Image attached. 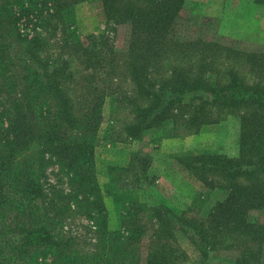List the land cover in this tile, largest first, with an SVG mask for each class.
<instances>
[{
  "label": "trees",
  "instance_id": "1",
  "mask_svg": "<svg viewBox=\"0 0 264 264\" xmlns=\"http://www.w3.org/2000/svg\"><path fill=\"white\" fill-rule=\"evenodd\" d=\"M82 1L86 0L0 1V264H30L29 258L38 250L46 253L41 261L35 256L36 264H176V248L167 247L177 231L188 234L205 253L211 248L208 238L225 233L233 244L223 248L239 250L230 258L234 264H263L264 225L253 219L252 212L264 209V53L233 51L236 58L251 62L261 81L249 83L235 71L228 83H213L206 69L197 71L193 65L176 61L197 54L181 44L174 29L185 0H102L108 20L130 25L125 50L109 44L110 52L120 55L139 94L129 102L134 116L125 129L130 136L143 137L160 121L164 122L161 127L166 126L174 116L194 122L206 106L247 109L241 118L238 155L179 157L185 168L217 173L227 181L217 185L222 197L207 222L177 215L164 203L133 207L136 198H128L114 202L117 222L112 227L103 195L111 189L102 187L95 159L105 95L76 102L69 91L74 72L65 70L70 62L44 56V38H38L39 33L29 38L18 25L23 18L35 19L52 27L55 22V29L62 25L65 32L75 24V5ZM255 1L264 4V0ZM62 40V46L68 42L67 37ZM96 40L77 39L79 62L89 69L100 67ZM198 53L205 60L207 53ZM172 56L176 59L171 60ZM201 66L204 69L207 64ZM176 106L180 108L174 111ZM50 162L68 174L71 191L59 193L67 199L66 209L68 202L88 208L98 235L95 251L71 252L56 229L62 212L59 206L55 211L58 204L52 199L50 208L39 205L46 197L44 181ZM242 177L249 183L241 182ZM144 210L172 222L166 227L165 221L158 223L145 254L147 230L143 215L137 217ZM129 212L133 218L129 222L135 220L131 225L127 224ZM48 255L51 261L46 260Z\"/></svg>",
  "mask_w": 264,
  "mask_h": 264
},
{
  "label": "rangeland",
  "instance_id": "2",
  "mask_svg": "<svg viewBox=\"0 0 264 264\" xmlns=\"http://www.w3.org/2000/svg\"><path fill=\"white\" fill-rule=\"evenodd\" d=\"M75 16V24L65 32L62 25L55 29V22H52V27L35 19L26 21L23 18L18 25L29 38L38 33L41 36L38 38H44V56L70 62V68L68 66L65 70L67 74L74 72L75 80L70 83L69 91L76 102L91 101L84 99L89 96L97 98L105 95L103 117L95 140V159L102 187L111 189V193L103 191L111 226L115 227L117 222L114 202L128 198H136L137 204L133 207L164 203L177 215L206 220L216 201L222 197L223 192L217 185H226L227 181L217 173L213 175L187 169L180 163L179 157L201 154L230 157L238 155L241 118L246 114V107L206 106L204 114L194 122H187V118L182 116H174V119L170 118L173 119L171 123L169 119L167 125L161 127L164 122L160 121L152 132L143 137L130 136L125 129V124L134 116L129 102L132 98H138L139 94L125 65L119 61L120 55L112 54L111 47L109 49V44L112 43L117 49H126L130 25L108 20L102 0L77 3ZM174 29L180 36L181 44L190 46L191 53L197 54H192L185 60L172 56L171 60L186 62L197 71L206 69V76L213 83H228L230 73L235 71L249 83H255L258 79L261 81L251 62L236 58L233 51L236 48L248 53H264L263 3L255 0H185ZM64 37L68 41L64 43L65 47L62 46ZM93 38L97 39L95 42L101 52V62L98 64L99 68L89 69L79 62L81 53L77 39L89 43ZM198 51L207 53L205 60L201 59ZM204 62L207 67L202 69L201 64ZM177 108L180 106H176L174 111ZM187 109L190 115L194 114L192 107L187 106ZM144 161L147 163L146 169L143 167ZM47 169L44 181L46 197L39 200V205L50 208L52 199L55 201L53 203L58 204L55 211L58 213L59 206L62 212L56 229L70 244L71 252L82 254L95 251L98 235L94 220L88 216V208H78L76 204L70 206L68 202L67 210V199L59 196V193L71 191L68 174L53 162L49 163ZM242 178L241 182L249 183L245 177ZM130 212L127 213L128 225L135 221L129 222L133 219ZM252 213L253 219L264 225V209ZM141 216L147 230L143 239L145 254L150 248V236L155 233L154 228L158 223L162 225L165 221L166 227L172 222L154 218L147 210L137 215ZM209 241L211 248L205 253L197 248L196 242L188 234L177 231L170 239L171 247L167 249L176 248V264H234L230 258L236 257L239 250L223 248L227 243L233 244L225 233L218 232L214 238H208ZM164 249L166 250L165 247ZM34 252L29 258L30 264H36L35 256L36 259L40 257L41 261L46 253L43 250ZM262 253L264 264V246ZM51 259V255L46 258L47 261Z\"/></svg>",
  "mask_w": 264,
  "mask_h": 264
}]
</instances>
